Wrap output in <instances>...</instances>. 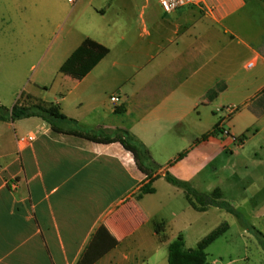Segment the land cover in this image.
<instances>
[{"label":"crops","instance_id":"obj_1","mask_svg":"<svg viewBox=\"0 0 264 264\" xmlns=\"http://www.w3.org/2000/svg\"><path fill=\"white\" fill-rule=\"evenodd\" d=\"M61 1L0 0L29 53L51 39L59 73L87 39L110 51L80 81L60 73L54 101H38L87 132H129L156 167L155 193L140 196L150 181L120 143L53 137L40 118L0 121V264H165L169 245L179 235L186 243L192 228L170 237L169 215L222 210L196 211L165 176L224 200L225 174L237 178L243 159L264 165V0H209L171 14L146 0L136 20L133 0L68 2L66 13ZM16 104L0 96L5 109Z\"/></svg>","mask_w":264,"mask_h":264},{"label":"rangeland","instance_id":"obj_2","mask_svg":"<svg viewBox=\"0 0 264 264\" xmlns=\"http://www.w3.org/2000/svg\"><path fill=\"white\" fill-rule=\"evenodd\" d=\"M237 2H240L239 0ZM146 0H133L132 19L136 20ZM61 10H70L67 0L61 1ZM0 14V96L7 106L18 102L21 96H32L34 100L45 99L49 103L56 97V84L59 78L58 60L54 58L55 47L52 43H39L37 52L29 53L26 44L16 42L12 19ZM63 37L65 32L58 31ZM26 101L25 98L21 100ZM264 160V153L260 154ZM237 178L225 174L222 189L224 202L232 206L238 217L225 210L211 209L208 215L192 213L187 219H176L170 215L167 223L170 237L179 235L187 224L192 228L186 230V248L196 249L198 243L214 230L228 224L229 230L206 251L209 264H264V249L258 234L264 236V165L256 168L251 161L242 160L236 170ZM231 178V179H230ZM220 187L216 182L213 190ZM203 191V190H201ZM177 239V238H175ZM161 263L162 260H161ZM165 264L168 263V249Z\"/></svg>","mask_w":264,"mask_h":264},{"label":"trees","instance_id":"obj_3","mask_svg":"<svg viewBox=\"0 0 264 264\" xmlns=\"http://www.w3.org/2000/svg\"><path fill=\"white\" fill-rule=\"evenodd\" d=\"M109 53L110 51L108 48L87 39L63 64L60 73L80 81L84 79ZM24 98L26 101L25 103H22L21 100ZM123 112V109L117 110L118 114H122ZM30 118H40L46 122L51 128L53 137H59L62 135L71 136L98 144L120 143L126 151L133 155L138 169L146 175L150 181L142 189L140 196L142 197L144 195L155 193V190L152 188V177L156 167L153 164L152 158L146 147L129 132L120 130L113 135H109L105 131L87 132L81 128L77 121L68 119L64 116L58 105L34 100L30 95L27 97L22 95L20 101H18L10 111L0 105V121L2 122H15ZM215 132H217V128L214 132L204 136L202 140H206L211 135H215ZM183 157H185V154L180 155L179 159H182ZM165 180L170 185L182 189L186 193L190 205L196 211L204 213L211 208H219L238 217L237 211L222 200V194L219 190H215L212 194H201L197 192L191 184L180 181L170 174L165 176ZM228 230V224H223L199 242L196 249H187L184 237L179 235L178 238L169 245L168 263L209 264L208 255L206 253L207 249L219 238L225 235ZM156 234L159 236L161 242H166L168 240L167 229L164 223L156 225ZM258 239L264 249L263 234H258Z\"/></svg>","mask_w":264,"mask_h":264},{"label":"built area","instance_id":"obj_4","mask_svg":"<svg viewBox=\"0 0 264 264\" xmlns=\"http://www.w3.org/2000/svg\"><path fill=\"white\" fill-rule=\"evenodd\" d=\"M79 0H68L71 4H76ZM209 0H158L161 8L166 14H171L178 9L185 8V7H192V6H203L205 5ZM253 66V64H250L249 67ZM111 101L113 103H118V98L113 97L111 98ZM35 141L34 137H27L21 139V143L23 145H30ZM13 187H16V184H13Z\"/></svg>","mask_w":264,"mask_h":264}]
</instances>
